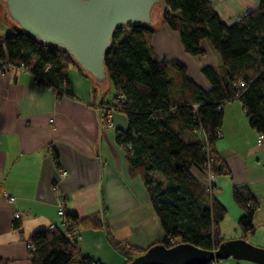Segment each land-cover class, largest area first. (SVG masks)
Masks as SVG:
<instances>
[{
    "label": "trees",
    "instance_id": "trees-1",
    "mask_svg": "<svg viewBox=\"0 0 264 264\" xmlns=\"http://www.w3.org/2000/svg\"><path fill=\"white\" fill-rule=\"evenodd\" d=\"M4 7V3H1ZM164 8V9H162ZM0 12V24L6 25ZM149 24L137 22L117 28L107 49L104 69L114 94L106 100L98 82L92 81V94L98 104L126 117L125 129H117L115 142L124 150L129 172L139 175L164 232L166 246L188 242L202 249H213L224 240L219 225L226 215L224 207L207 190L205 171L207 141L216 175L229 174L227 165L217 158L214 144L220 136L225 102L235 99V83L246 86L239 95L249 125L264 132V0L246 10L239 20L225 23L212 6V0H160ZM161 24L179 33L184 52L204 54L201 41L207 40L220 56L219 68L204 66L209 81L201 88L176 59L159 58L151 38ZM22 65L36 82L58 91H68V70L77 67L71 55L14 27L0 43L1 62ZM80 73L87 75L80 69ZM56 162V157H53ZM243 213L237 223L243 237L255 230L254 198L247 189L233 190ZM100 212L78 217L66 211V228L37 229L27 238L30 264H104L81 253L75 236L79 229H101L114 250L125 259L145 249L115 236ZM20 228L19 223L13 225ZM0 264H9L0 259Z\"/></svg>",
    "mask_w": 264,
    "mask_h": 264
},
{
    "label": "crops",
    "instance_id": "crops-1",
    "mask_svg": "<svg viewBox=\"0 0 264 264\" xmlns=\"http://www.w3.org/2000/svg\"><path fill=\"white\" fill-rule=\"evenodd\" d=\"M258 4L259 0H212L227 24ZM151 45L159 58L180 61L193 81L210 89L201 69L219 68L222 61L207 40L201 41L204 54H187L179 33L161 24ZM92 83L71 66L65 88L74 96L58 95L36 82L28 70L0 71V259L9 264H30L27 238L37 229L59 224V205L78 217L104 206L115 236L142 249L164 239L142 178L130 174L125 152L115 142L116 130L126 127V117L114 112L104 125L98 115L103 106L95 104ZM257 134L240 100L224 104L214 150L229 174L217 176L213 197L226 210L219 225L222 236L230 226L234 235L227 238L243 237L237 223L243 210L233 190L247 189L256 203L251 236L264 244V142L257 141ZM61 169L68 174L61 176ZM73 235L83 255L104 264H124L103 230L79 229Z\"/></svg>",
    "mask_w": 264,
    "mask_h": 264
},
{
    "label": "water",
    "instance_id": "water-1",
    "mask_svg": "<svg viewBox=\"0 0 264 264\" xmlns=\"http://www.w3.org/2000/svg\"><path fill=\"white\" fill-rule=\"evenodd\" d=\"M159 1L1 0L17 28L68 52L76 66L98 83L108 80L104 59L115 30L137 22L149 24ZM98 101L95 104L99 105ZM98 113L101 119L102 110ZM101 216L103 222L105 215ZM227 258L264 264V247L250 243L246 237L224 239L210 250L188 242L172 246L157 242L126 264H208L212 259Z\"/></svg>",
    "mask_w": 264,
    "mask_h": 264
},
{
    "label": "built area",
    "instance_id": "built-area-1",
    "mask_svg": "<svg viewBox=\"0 0 264 264\" xmlns=\"http://www.w3.org/2000/svg\"><path fill=\"white\" fill-rule=\"evenodd\" d=\"M240 19V15H238L236 17V20ZM2 63V67H0V71H7V70H11V69H16V70H27L24 66L22 65H15L13 63L4 61L1 62ZM235 86L237 88L236 94H235V99L239 98L240 93L242 92V90L245 88L246 84L243 80L239 79L237 80V82L235 83ZM56 93H58V91L56 89H54ZM108 109V107L104 106L103 110L106 111ZM113 110H111V112L107 113V119L108 121H110V117L112 116ZM257 141L259 143L264 142V132H258L257 134ZM205 150H206V162H205V171L207 173V190L209 192L210 195L213 194V188L215 185V181L218 175H216L214 173V171L212 170V162H213V158L210 155L209 152V146L208 143L206 141L205 143ZM59 174L61 176H66L68 174V172L64 169H61L59 171ZM54 189H57V187H54ZM57 214L60 218V222H59V226L61 227H66L65 225V219H64V215H65V210L63 208L62 205H59L58 209H57ZM19 214L15 213V217H18ZM56 224H51L50 228L53 229L55 228ZM27 248H31L32 245L30 243L26 244ZM208 264H218V260L217 259H212Z\"/></svg>",
    "mask_w": 264,
    "mask_h": 264
},
{
    "label": "rangeland",
    "instance_id": "rangeland-1",
    "mask_svg": "<svg viewBox=\"0 0 264 264\" xmlns=\"http://www.w3.org/2000/svg\"><path fill=\"white\" fill-rule=\"evenodd\" d=\"M1 0H0V12L4 13L6 17H4V19L7 20V24L6 25H1L0 24V43H3L4 40V36L6 35V33H8L9 31H11L14 27H18L17 23L4 11V7L1 4ZM95 81V80H94ZM97 82V81H95ZM100 83V82H99ZM101 85H99L98 90H99V94L101 95L102 93H100L102 90L103 91V95H106V99L111 100L112 99V95L114 94V89H113V85L111 84V81L109 80H104L102 81V83H100ZM124 115L122 114V117ZM104 125H108L109 121L107 119V115L105 116V120H104ZM230 226H229V230L225 231L224 237H230L232 234V230H230ZM247 240L254 244V245H258L261 247H264V244H261L259 242H257V237L254 238L251 236V234L246 236ZM227 239H231V238H227ZM218 264H255L253 262L250 261H246V260H236L233 258H227V259H223V260H218Z\"/></svg>",
    "mask_w": 264,
    "mask_h": 264
},
{
    "label": "bare ground",
    "instance_id": "bare-ground-1",
    "mask_svg": "<svg viewBox=\"0 0 264 264\" xmlns=\"http://www.w3.org/2000/svg\"><path fill=\"white\" fill-rule=\"evenodd\" d=\"M226 103V102H225ZM50 228V227H49ZM64 228V227H63ZM66 228V227H65Z\"/></svg>",
    "mask_w": 264,
    "mask_h": 264
}]
</instances>
